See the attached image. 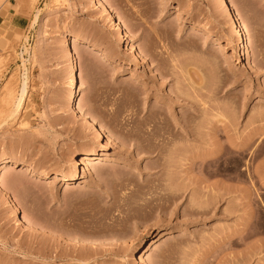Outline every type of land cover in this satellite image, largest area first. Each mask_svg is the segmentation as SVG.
<instances>
[{
  "label": "rangeland",
  "instance_id": "rangeland-1",
  "mask_svg": "<svg viewBox=\"0 0 264 264\" xmlns=\"http://www.w3.org/2000/svg\"><path fill=\"white\" fill-rule=\"evenodd\" d=\"M106 1L0 0V264H264V0Z\"/></svg>",
  "mask_w": 264,
  "mask_h": 264
},
{
  "label": "bare ground",
  "instance_id": "bare-ground-1",
  "mask_svg": "<svg viewBox=\"0 0 264 264\" xmlns=\"http://www.w3.org/2000/svg\"><path fill=\"white\" fill-rule=\"evenodd\" d=\"M96 4H97V7H98V9L102 15H106L108 18H111V19L116 18L117 15L115 14V12L112 11V9H110L106 0H96ZM220 4H221V10L223 11V15L227 16L231 20L232 28L235 29V41H236L237 51H238V53H244L246 51L244 39H243V36L245 35V29H244V25H243L244 21H243L242 17L240 16L241 14L237 13L239 16L237 14L232 15L231 10L228 6L227 0H220ZM238 12H239V10H238ZM36 17H37V14L34 15L32 23L35 21ZM114 22H115V20H114ZM115 29L121 30V24H120V21L118 20V18H116ZM76 41H77V36H68V38L66 37L67 44L68 43L69 44L74 43ZM21 52H23V50ZM92 53H97V52H93V50H92ZM75 56H76V53H71V59L70 60H71L72 66H71L70 72H71V75L73 77L72 78L73 91H72L71 95L69 96V100L74 104L76 103L77 100H79L80 94H81V89L83 88L82 82L80 81V79L78 77H76V65H73V63H76ZM20 80L21 81H20V84L18 86L17 94H16L15 98L13 99V103H12V109H13L14 113H16L19 110L22 99H23L24 94L26 92L27 76H26L25 72L22 73V77ZM193 111H196V110H193ZM77 113H78V118L82 121V123L85 124L88 128L96 131L97 134L99 135L100 126L97 127V124L92 119H90V117L86 116V112L84 113L83 110L77 108ZM188 113H189L188 115H190V116L193 115L192 111H190ZM185 134L187 135V137L184 138V141L186 143H188L187 141H190V137L192 136V131L190 130V128L185 132ZM187 138L189 140H186ZM136 145L138 146V144H136ZM168 145H170L169 140H167V141L162 140L161 142L154 144L151 149L147 150L149 153L147 155H149L150 157H154L156 165L159 166V168L161 167L160 169L163 168V171H164V168L166 167L164 164L165 160H163V159H164V156L166 157V155L168 153V151H167ZM139 147L143 148L144 145L139 142ZM99 154L102 155L105 153L100 151ZM93 158H94L93 154H87L86 155V160H84L82 163V171H85L88 169V165L90 163H93L92 162ZM12 161L13 160L10 158H6V159H3L0 161V176L2 174V171L6 170L10 166L9 163H12ZM26 170H28V168H26ZM223 171H225V170H223ZM160 174H161V171H160ZM6 181L5 182L8 184L9 188H16L18 186L16 179L12 176H8ZM169 194L170 195H168V194L167 195L170 196L172 199V197L175 196L174 190L171 191ZM175 198H176V196H175ZM156 208L160 209L161 211H164L165 206H163L161 204H157ZM15 210H16L15 208L12 209V212L14 211V214L17 213ZM192 211L194 212V209H192ZM195 212H197V211L195 210ZM23 216L21 217V219L23 221H25L26 223H29V221H28L29 219L25 218L26 216L25 217H23ZM30 224H31V222H30Z\"/></svg>",
  "mask_w": 264,
  "mask_h": 264
},
{
  "label": "crops",
  "instance_id": "crops-1",
  "mask_svg": "<svg viewBox=\"0 0 264 264\" xmlns=\"http://www.w3.org/2000/svg\"><path fill=\"white\" fill-rule=\"evenodd\" d=\"M10 23L14 28L17 29H25L28 26V21H26V17L17 14L11 15Z\"/></svg>",
  "mask_w": 264,
  "mask_h": 264
}]
</instances>
